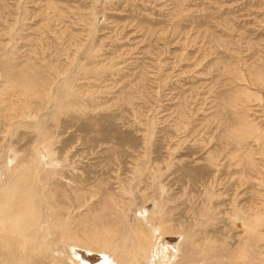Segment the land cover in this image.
<instances>
[{
    "label": "rangeland",
    "instance_id": "obj_1",
    "mask_svg": "<svg viewBox=\"0 0 264 264\" xmlns=\"http://www.w3.org/2000/svg\"><path fill=\"white\" fill-rule=\"evenodd\" d=\"M0 163L71 230L155 210L177 259L264 264V0H0Z\"/></svg>",
    "mask_w": 264,
    "mask_h": 264
},
{
    "label": "bare ground",
    "instance_id": "obj_2",
    "mask_svg": "<svg viewBox=\"0 0 264 264\" xmlns=\"http://www.w3.org/2000/svg\"><path fill=\"white\" fill-rule=\"evenodd\" d=\"M36 168L33 170L28 165H17L13 172L11 171V178L0 182V264H88L79 260L82 250L105 253L107 256H103V263L98 264H258L257 257L250 252L252 246L250 243L226 255H210L204 251L197 257V253H191L192 250L177 259L178 249L174 248L176 250L174 253L168 251L170 236L174 234L169 233L164 226L163 218L156 216L155 210H151L149 215H140V218L137 215L139 219L136 226H127L125 230L108 227V224L106 225L108 219L104 218L106 220L104 222L99 217V222L102 221L100 224L95 222L90 227L83 222L81 227L71 230L67 212H62L61 206L58 207L57 202L55 203L56 197L53 198L52 190L48 189L46 192L44 187L48 183L47 178L43 177L42 180L38 175L40 172L36 173L38 169ZM39 185L43 186L41 192ZM93 216L96 217V215L91 217ZM120 218L122 219L121 215ZM259 221L260 218L255 223L257 226ZM183 236L188 237L184 234ZM190 236L187 238L189 244L192 242Z\"/></svg>",
    "mask_w": 264,
    "mask_h": 264
}]
</instances>
